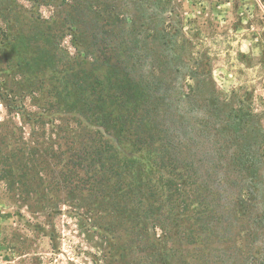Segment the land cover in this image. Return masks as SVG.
<instances>
[{
	"label": "trees",
	"instance_id": "trees-1",
	"mask_svg": "<svg viewBox=\"0 0 264 264\" xmlns=\"http://www.w3.org/2000/svg\"><path fill=\"white\" fill-rule=\"evenodd\" d=\"M32 1L56 8L51 38L69 32L76 54L39 46L23 73L21 91L46 103L25 113L40 126L28 148L100 220L111 255L264 264V97L216 82L174 0Z\"/></svg>",
	"mask_w": 264,
	"mask_h": 264
},
{
	"label": "rangeland",
	"instance_id": "rangeland-1",
	"mask_svg": "<svg viewBox=\"0 0 264 264\" xmlns=\"http://www.w3.org/2000/svg\"><path fill=\"white\" fill-rule=\"evenodd\" d=\"M174 2L177 20L213 58L216 82L264 97V0ZM56 11L32 0H0V264H133L130 252L124 259L111 255L94 230L100 220L91 219L84 204L69 203L56 190L48 157L28 148H40L34 143L40 126L26 123L25 113H40L46 103L21 91L23 73L35 77L39 46L55 51L60 40L61 53L76 54L69 32L51 38Z\"/></svg>",
	"mask_w": 264,
	"mask_h": 264
}]
</instances>
